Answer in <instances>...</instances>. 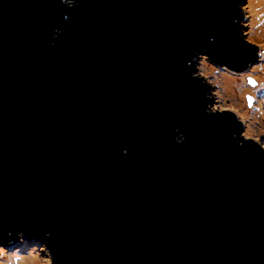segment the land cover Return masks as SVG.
<instances>
[{
  "label": "water",
  "instance_id": "water-1",
  "mask_svg": "<svg viewBox=\"0 0 264 264\" xmlns=\"http://www.w3.org/2000/svg\"><path fill=\"white\" fill-rule=\"evenodd\" d=\"M242 20L234 0H0V242L44 237L54 264H264V145L238 146L243 120L207 114L191 76L197 52L257 61Z\"/></svg>",
  "mask_w": 264,
  "mask_h": 264
},
{
  "label": "clouds",
  "instance_id": "clouds-1",
  "mask_svg": "<svg viewBox=\"0 0 264 264\" xmlns=\"http://www.w3.org/2000/svg\"><path fill=\"white\" fill-rule=\"evenodd\" d=\"M59 2L69 9L78 5V0H59ZM234 8L243 19L248 21L244 25L247 29L244 35L251 43L257 44V62L241 72H235L226 65L214 66L206 52H197L193 56L195 70L192 71L191 76L199 79L203 85L213 86L205 93L206 100L211 101L205 107L207 114L214 115L227 106L245 121L250 132L253 126H256L264 135V95L261 94L264 93V0H234ZM64 19L67 21L70 17L65 15ZM59 31V29L55 30L54 39ZM224 81H229L230 87L226 88ZM228 123L232 126L237 125L230 120ZM241 131L233 132V138L238 146L242 147L245 142L240 138ZM185 140L186 136L182 133L176 137L177 143H183ZM124 151L126 154L127 150ZM16 236L20 243L25 242L23 232H18ZM40 241L29 244L27 249L9 247L7 243L0 242V264H34L36 248L40 245H46L50 253L49 264H54L55 257L48 247L47 240L41 237Z\"/></svg>",
  "mask_w": 264,
  "mask_h": 264
},
{
  "label": "rangeland",
  "instance_id": "rangeland-1",
  "mask_svg": "<svg viewBox=\"0 0 264 264\" xmlns=\"http://www.w3.org/2000/svg\"><path fill=\"white\" fill-rule=\"evenodd\" d=\"M244 24H241L243 26V34L245 32H247V29L244 27V25H246L248 23V21L246 19L242 20ZM245 38H247L245 36ZM257 43H259V41H257ZM210 61V59H209ZM211 62V61H210ZM257 62V61H256ZM256 62H254L253 64H255ZM212 63V62H211ZM213 64V63H212ZM215 66V64H213ZM252 65V64H251ZM248 67V66H247ZM232 69V68H231ZM235 72H241L238 71L236 69H232ZM243 71V70H242ZM225 87L228 88L230 87V82L229 81H224ZM252 86V85H250ZM213 87V86H210ZM215 89L213 88V93H214ZM262 95H264V93H261ZM227 107V106H225ZM238 107V106H237ZM228 108V107H227ZM242 111H244L242 109ZM240 117V116H239ZM241 118V117H240ZM242 119V118H241ZM243 120V119H242ZM243 130L241 133H244L245 138H248L249 135H251L252 137H254L255 139L258 140V142L261 145H264V135L261 134V130L259 127L253 126V130L250 132L248 125L245 123V121L243 120V126H242ZM34 242H41L39 240H29L26 236H25V242L20 243V241H18L17 243H15L13 246L10 245L9 247H22L27 249L29 247V244L34 243ZM36 256H35V262L34 264H49V256L50 253L47 251V249L44 247V245H40L36 248Z\"/></svg>",
  "mask_w": 264,
  "mask_h": 264
}]
</instances>
